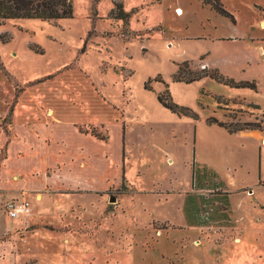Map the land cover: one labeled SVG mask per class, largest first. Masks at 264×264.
Returning a JSON list of instances; mask_svg holds the SVG:
<instances>
[{"label": "rangeland", "instance_id": "rangeland-1", "mask_svg": "<svg viewBox=\"0 0 264 264\" xmlns=\"http://www.w3.org/2000/svg\"><path fill=\"white\" fill-rule=\"evenodd\" d=\"M221 1L234 24L200 0H72L70 19L0 24V71L15 90L35 85L51 101L72 87L88 113L92 92L110 106L100 114L108 133L79 126L107 142L71 143L109 166L80 171L76 188L20 190L15 174L0 192V264H264V144L207 122L261 124L264 136V0ZM182 62L220 79L175 82ZM253 81L256 91L230 86ZM165 90L195 117L164 109ZM198 164L207 171L192 189ZM22 202L28 217L10 218L6 206Z\"/></svg>", "mask_w": 264, "mask_h": 264}, {"label": "crops", "instance_id": "crops-1", "mask_svg": "<svg viewBox=\"0 0 264 264\" xmlns=\"http://www.w3.org/2000/svg\"><path fill=\"white\" fill-rule=\"evenodd\" d=\"M205 64L208 66L206 60ZM16 86L20 90L17 95L14 86L0 71V123L6 115L8 117L10 115L11 118L6 133L0 127V161H2L1 166H3L0 170V192L10 191L11 184L14 185L11 179L15 174L22 175L23 178L18 182L19 184H15L20 186V190L24 187L33 190L37 187L50 185L56 189L76 188L80 181L78 176L80 171L85 170L88 173H94L96 166H109L107 154L103 153L98 159V164H94L85 149L79 150L74 143L71 144L73 139H84L86 144L98 140L92 135L80 132V125L90 124L100 128L103 126L105 132L108 133L109 123L100 116L101 113L110 109L108 103L92 92V95L96 97L91 95L88 97L94 99L96 105L95 109L88 113L87 103L84 104L82 99L78 98L79 90L72 87L64 86L63 91L60 89L58 94H55L56 98L50 101V99L46 100L40 96V91H36L37 86L35 85L25 84L27 88L19 87L17 84ZM56 100H59L60 103H57ZM82 107H86V109L84 110L85 113L80 116L77 113L82 111ZM82 117L87 118L80 119ZM122 129L124 134L123 126ZM254 130H242L237 133L260 138L261 143L264 144L262 133ZM107 140L108 136L106 141H98L107 142ZM73 149H76L75 153H73ZM198 165L206 167L205 165ZM12 166L22 167L8 172L7 170H11L9 168ZM106 171L109 172V169ZM42 172L45 174V180L40 178ZM48 172H50L49 175ZM108 174L106 175L107 179L109 178ZM113 181L115 182L116 179ZM83 184L91 187V182L87 184L83 181ZM188 193L185 194V198ZM7 195L5 196L8 197L9 195Z\"/></svg>", "mask_w": 264, "mask_h": 264}, {"label": "trees", "instance_id": "trees-1", "mask_svg": "<svg viewBox=\"0 0 264 264\" xmlns=\"http://www.w3.org/2000/svg\"><path fill=\"white\" fill-rule=\"evenodd\" d=\"M202 5L208 6L210 10L215 12L217 15L228 19L231 23H235V18L232 13H230L223 5L221 0H200ZM262 10V9H260ZM264 16V10H262ZM113 18L126 22L128 20V14L124 12L123 6L120 3H115L112 10ZM73 17L72 0H0V24L5 20H38L41 22H53L70 19ZM178 69L176 75L174 76L175 82H183L185 84H190L192 82L198 81L202 78L209 77L212 79L219 80V75L215 71H199L191 72L185 68L188 67V62H182L177 65ZM184 67V68H183ZM186 73V78L182 80L180 77L183 73ZM231 87L235 88H249L256 91V86L253 82H240L234 83L230 82ZM20 90H16V95ZM158 103L166 110L173 114L193 116L195 115L190 112L188 108L180 107L175 105L169 95V92L165 90L164 93L157 95ZM254 108H259L258 106H253ZM208 124H216L217 126L225 129L228 133L233 134L242 130H261V124L255 123H243L236 124L233 128L229 127L223 122H218L215 119H209ZM92 135L98 140H105L104 136L96 134L91 131ZM207 171L204 167L192 166V189H198L195 185L196 180H200ZM202 174V176L200 175ZM225 196H229V192H224ZM191 193H188L184 202V212L188 214V206L191 200Z\"/></svg>", "mask_w": 264, "mask_h": 264}, {"label": "built area", "instance_id": "built-area-1", "mask_svg": "<svg viewBox=\"0 0 264 264\" xmlns=\"http://www.w3.org/2000/svg\"><path fill=\"white\" fill-rule=\"evenodd\" d=\"M201 67L204 68V66ZM6 208L10 218H19L30 214V207L26 202L19 204L9 203Z\"/></svg>", "mask_w": 264, "mask_h": 264}, {"label": "bare ground", "instance_id": "bare-ground-1", "mask_svg": "<svg viewBox=\"0 0 264 264\" xmlns=\"http://www.w3.org/2000/svg\"><path fill=\"white\" fill-rule=\"evenodd\" d=\"M264 24V23H263Z\"/></svg>", "mask_w": 264, "mask_h": 264}]
</instances>
